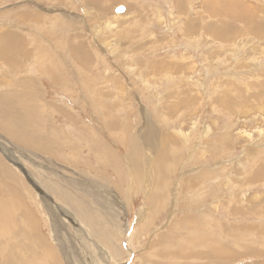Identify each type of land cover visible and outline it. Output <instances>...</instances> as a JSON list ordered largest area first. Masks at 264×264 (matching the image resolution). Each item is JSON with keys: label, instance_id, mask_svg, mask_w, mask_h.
<instances>
[{"label": "rangeland", "instance_id": "rangeland-1", "mask_svg": "<svg viewBox=\"0 0 264 264\" xmlns=\"http://www.w3.org/2000/svg\"><path fill=\"white\" fill-rule=\"evenodd\" d=\"M1 35L0 264H264V0H0Z\"/></svg>", "mask_w": 264, "mask_h": 264}, {"label": "bare ground", "instance_id": "bare-ground-1", "mask_svg": "<svg viewBox=\"0 0 264 264\" xmlns=\"http://www.w3.org/2000/svg\"><path fill=\"white\" fill-rule=\"evenodd\" d=\"M241 2V1H240ZM99 4V3H98ZM94 5V4H93ZM9 34H10V36H11V38H13V36H12V34H11V32H9ZM222 34V33H221ZM221 36H223V35H221ZM1 37H2V39H1V41H0V60L2 59V60H5L4 62L5 63H7V65H9V62L11 63V64H13V65H17L18 63L16 62V59H18V56H19V52L18 51H15V50H17V49H15V47L13 46V44H12V41L10 40L9 42H4L3 41V38H4V36L3 35H1ZM105 41V40H104ZM16 46V45H15ZM15 49V50H14ZM82 49V48H81ZM14 51L15 52H17V53H15V55H14ZM80 53V52H79ZM18 61V60H17ZM17 63V64H16ZM20 63V62H19ZM4 63H3V61H2V63H0V66H3L4 67V65H3ZM8 69V68H7ZM15 69V68H14ZM9 71V70H8ZM27 84H32L31 83V81L30 82H28ZM29 88L26 90V92L25 93H29V94H27L28 95V97L30 98V99H32V97L34 96V93H36V90L34 89L35 87H33V86H31V85H27ZM31 90H33V91H31ZM15 94H18L19 92H14ZM3 96H4V94H3ZM19 97V96H18ZM259 97V96H258ZM4 98V97H3ZM6 98V97H5ZM28 98V99H29ZM27 101L26 100V98L24 97V99H22L21 100V102L22 101ZM229 100V99H228ZM2 102V101H1ZM20 102V101H19ZM25 105V106H24ZM23 112H24V109L26 110V111H28L27 112V114L28 115H30L31 113H32V111L30 110V109H28L27 108V106H26V104H24L23 103ZM2 120V119H1ZM35 124V123H34ZM33 126V125H32ZM3 128V127H2ZM11 128V127H10ZM34 129V128H33ZM3 130V129H2ZM37 130V129H36ZM35 130V131H36ZM31 132V131H30ZM131 138H133L132 136H130ZM150 137H151V135H150ZM129 139V138H128ZM134 139V138H133ZM135 140V139H134ZM129 141H130V139H129ZM136 141L137 140H135V143H136ZM137 144V143H136ZM106 147V146H105ZM107 148V147H106ZM137 150H138V148H137ZM137 153L138 152H136V155H137ZM112 155V158H115L116 159V155H114V153L113 154H111ZM137 157H138V155H137ZM129 160H130V158H128ZM139 160V157H138V159H136V163L139 165V163H140V161H138ZM138 165H136L135 167H136V169H137V166ZM131 166V165H130ZM6 170H7V168H6ZM130 172H128V173H126V179L129 181V180H132V181H130L129 183H133L134 185H137V183L139 184V178H138V176H136L138 173H135V172H133L134 170L132 169V167H130ZM8 172H9V170H8ZM144 174H146L145 176L143 175V180H144V182H147V183H149L150 184V182H149V176H150V172H149V168H148V170H146V171H144ZM1 178H3V177H1ZM1 181H2V179H0ZM11 180V179H10ZM1 181H0V183H1ZM4 181V180H3ZM8 182V181H7ZM6 182V183H7ZM3 183V182H2ZM1 183V184H2ZM9 184V183H8ZM9 186V185H8ZM3 188V187H2ZM7 188V187H6ZM9 189V188H8ZM2 192H0V235H1V230H4V233H5V231H9V232H11L10 231V224L13 222V219H16V218H13V211L14 210H16L18 207H20L19 205H22V201L20 200L19 201V204H18V202H17V197H13L14 195H12V197H10V198H8L7 196H5V195H3V194H1ZM5 193V192H4ZM8 193H10V192H8ZM11 193H15L16 194V192H11ZM18 196V195H17ZM23 200V199H22ZM92 219V218H91ZM15 221V220H14ZM17 221V220H16ZM89 221V220H88ZM16 224V223H15ZM9 227V228H8ZM28 228V227H27ZM3 233V234H4ZM13 233H15V228H14V230H13ZM25 234V233H24ZM11 236V235H10ZM38 241V240H37ZM161 244V243H160ZM40 250V249H39ZM41 251V250H40ZM50 252V251H49ZM26 253V252H25ZM47 253V252H46ZM51 253H52V251H51ZM52 255V254H51ZM45 256V255H44ZM40 257H41V255H40ZM48 257V256H47ZM52 257V256H51ZM24 258V257H23ZM45 258H46V256H45ZM51 259H53V258H51ZM36 260H38V258L36 259ZM45 260V259H44ZM49 260H50V257H49ZM40 261V260H39ZM43 261V260H42ZM51 261V260H50ZM45 262H46V260H45ZM37 263H39V262H37ZM41 263V262H40ZM50 263V262H49ZM53 263V262H52Z\"/></svg>", "mask_w": 264, "mask_h": 264}]
</instances>
